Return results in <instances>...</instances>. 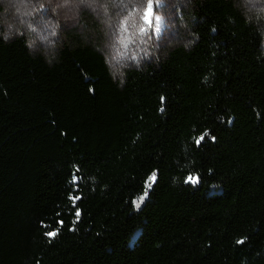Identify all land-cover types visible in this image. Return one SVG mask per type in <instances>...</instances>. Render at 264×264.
Here are the masks:
<instances>
[{
  "label": "trees",
  "instance_id": "trees-1",
  "mask_svg": "<svg viewBox=\"0 0 264 264\" xmlns=\"http://www.w3.org/2000/svg\"><path fill=\"white\" fill-rule=\"evenodd\" d=\"M183 16L121 80L87 9L52 61L0 36V264H264V32L234 0Z\"/></svg>",
  "mask_w": 264,
  "mask_h": 264
},
{
  "label": "rangeland",
  "instance_id": "rangeland-1",
  "mask_svg": "<svg viewBox=\"0 0 264 264\" xmlns=\"http://www.w3.org/2000/svg\"><path fill=\"white\" fill-rule=\"evenodd\" d=\"M155 2L161 5L154 9V15L162 20L158 30L143 22L148 0H0V36L9 40L24 35L33 53L52 61L68 32L84 35L88 30L80 20L87 9L99 28L86 40L104 54L113 78L121 80L127 68L142 67L163 57L167 50L188 43L183 15L190 0ZM234 2L264 32V0ZM141 28L146 32L141 33Z\"/></svg>",
  "mask_w": 264,
  "mask_h": 264
},
{
  "label": "snow or ice",
  "instance_id": "snow-or-ice-1",
  "mask_svg": "<svg viewBox=\"0 0 264 264\" xmlns=\"http://www.w3.org/2000/svg\"><path fill=\"white\" fill-rule=\"evenodd\" d=\"M160 6L161 5L158 2L154 3V0H148L147 7H146L144 14H143V17H142L143 22L147 27L156 28L157 25L162 23L161 18L154 15V9L157 7H160ZM146 30H147L146 28H141L140 32L144 33V32H146ZM156 30H158V28H156ZM200 139H203V137H201ZM196 143L199 144L200 140H197ZM154 175L155 174H153V177H154ZM188 180L195 182L192 177H189ZM75 199H79V197H76ZM141 199H143V197H141ZM76 215H77V217L80 215V212L78 210L76 212ZM47 235L54 236L55 233H47Z\"/></svg>",
  "mask_w": 264,
  "mask_h": 264
}]
</instances>
